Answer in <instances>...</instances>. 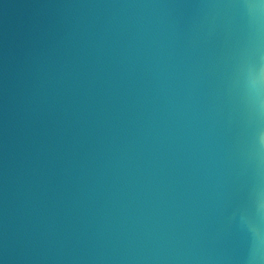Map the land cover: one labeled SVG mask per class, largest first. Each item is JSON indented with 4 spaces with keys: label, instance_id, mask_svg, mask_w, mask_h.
<instances>
[{
    "label": "water",
    "instance_id": "95a60500",
    "mask_svg": "<svg viewBox=\"0 0 264 264\" xmlns=\"http://www.w3.org/2000/svg\"><path fill=\"white\" fill-rule=\"evenodd\" d=\"M0 264H264V0H0Z\"/></svg>",
    "mask_w": 264,
    "mask_h": 264
}]
</instances>
